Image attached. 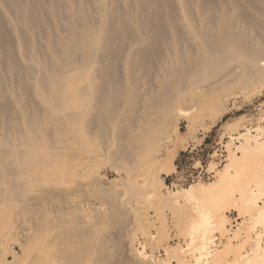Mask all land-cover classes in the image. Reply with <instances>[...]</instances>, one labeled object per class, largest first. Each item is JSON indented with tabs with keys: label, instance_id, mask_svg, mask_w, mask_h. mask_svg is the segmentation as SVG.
Segmentation results:
<instances>
[{
	"label": "rangeland",
	"instance_id": "1",
	"mask_svg": "<svg viewBox=\"0 0 264 264\" xmlns=\"http://www.w3.org/2000/svg\"><path fill=\"white\" fill-rule=\"evenodd\" d=\"M91 2L85 0L84 5L96 18L98 7ZM178 2L181 4L180 0L172 1L175 9ZM22 3L21 9H25L26 0ZM41 4L45 10L49 8L48 0H41ZM0 7V19L6 22L10 38L7 47L0 39V200L7 201V211L25 219L32 214L53 218V233L64 231L69 240L72 264H196L195 254L187 247L186 227L196 219L195 209L182 198L181 207L171 206L168 198L189 186L213 183L216 173L227 164V152L240 155L236 147L243 143L241 134H247L252 146L254 140L264 141V19L254 13L260 26L244 28L247 50H229L204 74L194 76L185 70L177 77L170 74L174 54L182 53L187 44L176 36H170L172 46L154 49V55L146 57L147 61L144 58V63H125L122 56L105 64L100 53H93L99 36L95 33L87 41L75 38L64 15L59 22H49L51 18L46 17V29L27 34L25 44L20 43L19 35L28 29L13 17L11 8L1 2ZM191 13L188 18L192 21L206 19L199 6H193ZM103 33L99 32L100 41ZM73 43L83 45L90 56L86 58L84 50L71 49ZM61 47L66 48L65 54L58 53ZM53 60L61 63L58 65L63 70L51 64ZM71 114H76V119H68ZM43 168L64 175L59 174L61 180L54 181L44 176ZM250 172L254 174V170ZM247 181L254 189L251 180ZM56 182L63 187L83 186L71 197L73 207L60 198H45L47 187ZM237 187L240 184L234 188L235 199H239ZM32 193L39 196L38 202L43 197L45 201L33 203L35 206L27 202ZM263 203L261 199L258 205ZM237 213L232 208L223 213L230 236L252 226L247 216ZM6 227L5 233L13 238L6 239L10 241H6L7 251L23 258L14 239L20 226L9 220ZM23 227L28 228V224ZM260 232L261 228L252 229L249 236ZM213 237L210 252L221 250L225 243L218 234L213 233ZM261 243L263 246L264 236ZM252 248L250 242L242 252Z\"/></svg>",
	"mask_w": 264,
	"mask_h": 264
},
{
	"label": "bare ground",
	"instance_id": "2",
	"mask_svg": "<svg viewBox=\"0 0 264 264\" xmlns=\"http://www.w3.org/2000/svg\"><path fill=\"white\" fill-rule=\"evenodd\" d=\"M91 1H92L91 4L93 6L98 7L97 8L98 16H96V18H94L93 16H91V14L88 13L89 11L85 8L86 5H84L85 0H48L49 8L47 7L46 10L44 6L41 4V0H26L27 7L25 9H23L22 7L23 10L21 9L22 0H0L2 5H5L12 9L11 11H13L12 14L13 17L18 21L20 20L21 25L27 28L29 31L26 33L25 31L24 32L22 31L20 33L19 35L21 39L20 43L26 44L27 34L29 33L36 34L38 32H42L44 28L46 29V25H48L47 23L48 17L51 18L49 22L51 20L53 22H57L59 20L58 18L64 15L65 19L67 21L69 20V23L67 22L68 23L67 28L69 27L68 29H70L71 33L75 36V38H77L78 36L79 40H81L82 38L84 41H87L89 38H91V35L95 33L97 34V36H99L98 42L96 41L97 45L94 48L93 53L95 56L96 54L100 53L101 54L100 59L103 63L105 62L113 63L118 60H121L123 57L125 61L122 62L125 63L127 60L128 61L137 60L138 62H142L144 58L147 61L146 57L153 56L155 51L160 49L162 46L164 45H167L168 47L172 46L171 43L173 42V40L172 37L170 36L171 35L176 36L178 41L180 42L185 41V43L187 44L186 48L182 51V53H178V54L173 53L174 56L176 57L175 58L176 60L175 63H173L175 66H172L174 68L172 69V72L170 70V74L172 75L173 73L177 77L179 76V74H181L182 71L185 70L191 74H194V76H197V74L198 75L202 73L204 74L208 70V67L211 64H214L215 61H217L220 56H222L229 50H231L232 52L247 50L248 49L246 44L247 35L244 28L260 26L261 22H258L255 19L254 13L260 14V16L264 19V0H180L181 4L179 2L178 4H175L176 9L172 4L173 0L172 1L171 0H91ZM193 6H199L200 8H202L206 14L205 17L207 20L205 19L203 21L199 19V17H196V19L194 18L193 21L190 20L188 17L193 15L191 13V9L193 8ZM105 7L109 8L108 12H106ZM70 20H72V23L70 22ZM4 23L6 24V22L0 19V39H2L3 45L7 47L8 39L10 38L8 32L6 31L8 27H6L5 29ZM73 23L74 24L76 23V25L79 27L77 28V26L74 25ZM101 29L104 30L105 33H103L104 38H102V40L100 41L99 32L102 31ZM62 38L60 41L64 44L66 42L65 41L66 38L64 37L63 39L64 41L62 40ZM94 43L91 42V44ZM148 43L149 44L151 43L149 47H147ZM88 46L89 48H92L90 47L91 45ZM70 47L71 49L73 48L74 50L76 49L77 51H81V50L83 51L85 49L84 46L80 45L79 43L77 44L73 43L72 46ZM58 51L57 52L61 54H65L67 52L65 47H61ZM57 52H56V56L58 55ZM83 52L85 53L84 56H86V58L87 56H90V52L88 50L87 51L84 50ZM15 53L19 55V49H16ZM179 54H182L181 57ZM4 59L6 60V56L4 57ZM54 62L55 61L53 60L51 64L55 65L56 67H59V65L61 64V63L59 64L58 61H56V63ZM142 63H144V61ZM42 66L46 67L45 62H43ZM105 66L107 67V65ZM113 73H115L114 70ZM83 92L81 91L82 94ZM75 116L77 115L76 114L68 115V119L73 117L75 118ZM262 131L264 133L263 129ZM240 137L243 143L239 147H236L237 148L236 150L241 156L240 155H239L240 157L236 156L234 155L233 152H232L233 154L231 153L228 154L227 152L228 155L227 164L224 166L222 170L216 173V177H215L216 180L213 183L208 185L196 184L194 186H189L188 188L183 189L181 193H173V195H170L169 198L167 197L168 203L171 206L181 207L180 199L182 198L184 203L185 202L186 204L188 203L190 207L192 205V207H194L195 209V211L193 209L191 210H193V212L196 213V217H195L196 219L194 218L195 220L193 221L190 219L191 222H189L188 226L186 225V227L188 228V238H189L188 239L189 245H187V247L190 248L188 250L192 251L195 254L193 258L196 264H198L199 261L202 260H205V262L203 261V264H264V243L263 246L261 245L262 244L261 240L262 237L264 236L263 235L264 232H262V230L264 229V203L262 207L258 205L259 200L262 199L264 201V141L258 143L257 141L254 140V145L252 146L250 145V140L248 139L247 134H241ZM64 143L66 142L64 141ZM250 168L254 170V174H250L251 173ZM43 170H44L43 173L44 176L54 181L60 179L59 174H62V172H59L57 170H52L50 168H43ZM232 170L234 172L233 174H231ZM247 178L251 180V182L254 184V189H250L247 186L248 184ZM240 179L242 180V182L239 183ZM237 182L238 185L240 184V187L239 188L237 187L239 199H235L233 197V192H235L234 188L238 186L236 185ZM234 184L236 186H234ZM51 185H52L51 187L49 188L47 187L46 189L47 192H45L44 190V192L47 194L45 198L50 195L49 197L57 198L58 200L61 199L63 204L72 207L75 201L71 200V197L73 196L74 193H76V191H79L83 187L80 184L76 185L74 188L73 187L70 188L71 186L70 187L67 186L68 184L66 185L67 187H65V185L63 187V183L60 185L57 182ZM232 186H234L233 190H230ZM85 189L83 192H85ZM42 190L43 189H41V191ZM234 194H236V192ZM38 197L39 196H35L32 193L27 199V202H32V205L35 206V204L38 205V203L39 204L43 203V200L45 201L43 197L42 202H38L39 201ZM57 199L55 200L58 201ZM49 200L51 201V199ZM92 203L90 202V204ZM52 204L56 205V202L53 201ZM99 207L102 208L101 206ZM229 208H232V210L235 209V211L238 212L237 213L238 215L247 216L252 226H250L249 228L245 227L244 232H242V234L237 233V231H235L230 236L229 235L230 233L228 234L227 233L228 231H226V227H225L226 221L223 215L224 211ZM7 209H9L7 201L5 200L4 202L0 200V264H72L71 260H73V258L69 256L70 255L69 240L65 236L64 231L63 232L55 231V233H53V229H54L53 218H51L50 216L48 217L47 215L46 216L43 215L42 217H37V216H32L33 215L32 214L30 217H28V219H25L19 217L20 215L16 212L15 213L8 212ZM88 211L90 212V210ZM2 218H4V220ZM79 218L81 220V217H78V219ZM9 220L13 221V225L18 224L21 228V230L19 229L20 232H17L18 237L16 235L18 239L16 237L14 238L18 240L16 242H18V246L22 250L23 258L21 257V259L17 257L16 254L7 251L6 248L7 242L10 243V241L6 240L8 239L9 236H7V234L5 233V230H8L6 226L9 225ZM127 221L128 220H126V222ZM26 224H28V228L23 227ZM120 228L122 227L120 226ZM255 228H261V232L255 233V235L252 233L253 236L250 237L249 231ZM213 233L218 234L219 238H221L220 241L224 239L223 241H225V243L221 245L222 247L220 248L221 250L212 249V251L210 252L208 246L213 243V238H214ZM227 234L229 236H227ZM239 235H242V237L239 238ZM10 237L12 240L13 239L12 236ZM237 239H240V241ZM250 242L253 245V248L250 249L249 251H245V253L242 252L245 244H248ZM218 245H220V242L218 243ZM180 251L183 250L180 249ZM136 254L139 256L141 255V253L140 254L136 253ZM228 257L232 258V260L230 259L231 260L230 263L227 260ZM9 258H11L12 260H9ZM175 260H176V256H175ZM183 262H185L184 259ZM177 263H181V261ZM200 264L202 263L200 262Z\"/></svg>",
	"mask_w": 264,
	"mask_h": 264
}]
</instances>
